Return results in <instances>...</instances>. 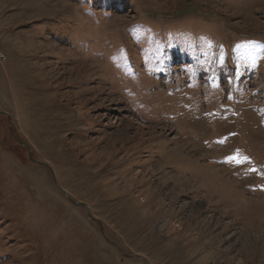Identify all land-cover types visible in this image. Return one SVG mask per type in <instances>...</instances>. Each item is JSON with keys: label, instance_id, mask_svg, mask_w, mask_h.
Here are the masks:
<instances>
[{"label": "rangeland", "instance_id": "1", "mask_svg": "<svg viewBox=\"0 0 264 264\" xmlns=\"http://www.w3.org/2000/svg\"><path fill=\"white\" fill-rule=\"evenodd\" d=\"M0 111V264H264V0H0Z\"/></svg>", "mask_w": 264, "mask_h": 264}, {"label": "water", "instance_id": "2", "mask_svg": "<svg viewBox=\"0 0 264 264\" xmlns=\"http://www.w3.org/2000/svg\"><path fill=\"white\" fill-rule=\"evenodd\" d=\"M0 113H3V114L8 115L9 120H10V115H9L7 112H5V111H0ZM18 142L21 143L22 145H25L26 147H28V149H29V158H30L31 161H33V162H35V163H38V164H41V165H45V166H47V167L51 170L56 185L58 186V188H59L60 190H62V191L66 194V196L68 197V199H69L70 201L75 202V203H78V204H81V205H85V206L87 207V209H88V215H89L90 219H92V220H94V221H97V222L99 223V225H100L101 231L104 233V225H103L102 221H100V220L97 219L96 217H93V216H92V214H91L90 211H89V207H88L85 203H83V202H76V201H75V200H74V199H73V198H72V197H71V196H70V195H69L64 189H62L61 187H59V184H58L57 181H56V176H55V173H54L52 167H51L48 163H45V162H42V161H39V160L34 159V157H33V155H32V151H31V147H30V145H29L28 143L23 142V141H21V140H18ZM106 239H108V238H106ZM112 243H113L114 245L118 246L116 243H114V242H112ZM118 247H119V246H118ZM119 249H122V248L119 247ZM122 252H123V251H122ZM123 253H124V252H123ZM124 254H125L126 256H136V255H128V254H126V253H124ZM147 264H148V263H147Z\"/></svg>", "mask_w": 264, "mask_h": 264}, {"label": "snow or ice", "instance_id": "3", "mask_svg": "<svg viewBox=\"0 0 264 264\" xmlns=\"http://www.w3.org/2000/svg\"><path fill=\"white\" fill-rule=\"evenodd\" d=\"M234 162H236V163H241V162H243L241 159H239L237 156H234V157H232L231 158ZM244 159H247V158H244Z\"/></svg>", "mask_w": 264, "mask_h": 264}]
</instances>
